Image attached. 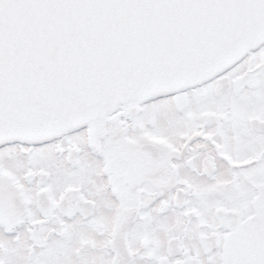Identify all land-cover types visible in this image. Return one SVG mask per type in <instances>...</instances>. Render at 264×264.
Masks as SVG:
<instances>
[{"label": "snow or ice", "instance_id": "obj_1", "mask_svg": "<svg viewBox=\"0 0 264 264\" xmlns=\"http://www.w3.org/2000/svg\"><path fill=\"white\" fill-rule=\"evenodd\" d=\"M0 264H264V0H0Z\"/></svg>", "mask_w": 264, "mask_h": 264}]
</instances>
